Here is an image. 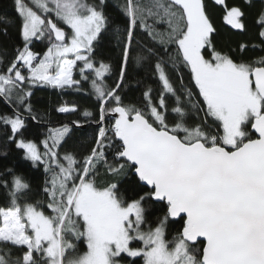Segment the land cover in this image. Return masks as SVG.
Here are the masks:
<instances>
[{
	"label": "snow or ice",
	"instance_id": "obj_1",
	"mask_svg": "<svg viewBox=\"0 0 264 264\" xmlns=\"http://www.w3.org/2000/svg\"><path fill=\"white\" fill-rule=\"evenodd\" d=\"M15 4L24 46L0 73V96L15 95L31 116L26 83L62 89L79 85L74 71L84 80L90 72L101 127L80 159L59 153L71 132L68 125L50 131L44 152L35 142L19 140L18 147L50 175L44 200H30L31 187L19 176L10 188L4 182L8 204L0 206V264H125L127 258H142L143 264H264V58L248 63L217 50L205 0H127L123 63L117 83L109 87L105 76L111 66L93 57L109 25L105 0ZM215 4L223 7L228 25L245 29L241 8L226 0ZM157 23L166 24L167 32L157 31ZM258 24L264 29V14ZM138 26L160 45L176 48L173 54L164 48V56L147 45L137 52V64L155 58L162 84L156 97L151 88L143 93L141 106L124 104L120 95ZM259 35L264 38V30ZM45 39L49 46L41 57L31 45ZM181 66L190 71L196 92L183 85L182 76L181 90L174 87L167 69L179 73ZM108 113L118 115L104 126ZM0 120L14 134L25 127L19 112ZM106 150H112L114 162ZM101 168L113 177L131 171L135 187L123 189L114 180L98 185ZM152 203L164 205L155 220ZM169 221L180 224L171 238ZM12 247L22 254L14 256Z\"/></svg>",
	"mask_w": 264,
	"mask_h": 264
},
{
	"label": "trees",
	"instance_id": "obj_2",
	"mask_svg": "<svg viewBox=\"0 0 264 264\" xmlns=\"http://www.w3.org/2000/svg\"><path fill=\"white\" fill-rule=\"evenodd\" d=\"M89 2L98 4L99 0H89ZM126 2L127 0H105L104 11L108 17L109 25L107 30L101 34L93 52L96 61L111 66V72L105 76V83L109 87L117 83L123 63L125 29L129 24V17L124 11ZM140 2L146 3L147 0H140ZM226 2L230 7H239L244 12L245 29L232 28L223 19L225 14L223 7L215 4V0H205L207 12L216 28V32L212 36L216 49L248 63H255L264 58V38L259 35L260 31L264 29L258 24V20L264 14V0H226ZM21 23L22 18L18 14L15 0H0V73L5 72L15 59L17 50L23 49ZM149 23L151 24L152 21L149 20ZM153 26L157 31L167 32L168 30L166 24L157 23ZM135 41H139V44ZM143 45L155 49L161 56L165 55L164 48H167L168 54L176 52L175 45H160L151 38L143 27L138 26L134 30L133 51L130 54L124 84L120 90L124 104L141 106L143 93L147 89H152L154 97L162 91V84L153 68L155 58L143 64H137L135 61V56ZM241 45L247 47L241 50ZM48 46L46 39L33 41L31 45L32 50L39 53H44ZM96 67H99V63L96 64ZM167 70L170 80L178 90H181L180 76H182L183 85L192 88L194 92L197 91L187 68L181 66L179 73L172 72L170 68ZM23 71L27 75V71ZM86 75L89 76L88 80L82 79L80 73L75 71L73 78L80 81L79 85L65 86L62 89L44 84L26 83L24 85L25 91L32 92L31 97L25 102L32 106L31 116L24 106L19 104L16 97L9 99L0 96V117H14V114L19 112L25 118V127L21 132L15 134L12 133L10 125L0 120V206H7L8 204L7 189L3 187V184L6 181L10 188L14 176L21 177L30 185L31 191L28 195L30 200L46 199L42 189L50 174L45 171L43 163H34L27 157L26 150L18 147L20 139H24L26 142H35L40 151L44 152L43 141L49 137L50 131L68 125L71 132L60 146L59 153L61 156L66 152H71L77 159H80L87 156L94 146L98 130L101 127V124L98 123L100 101L91 84L94 74L88 72ZM166 99L169 105L173 104V99L167 96ZM63 106H75L77 111L61 113L58 109ZM85 111L92 113V115L85 116ZM32 116L35 119H32ZM113 122L111 113H108L103 122L104 126ZM106 155L110 162H114L112 150H106ZM125 176L122 174L113 177L107 173L105 168H101L95 179L98 185H103L109 180L121 183ZM149 212L152 219L155 220L164 214V205L152 203L149 206ZM179 229V223L169 221V238L174 236ZM133 246L140 247L142 244L135 242ZM0 247L4 246L0 245ZM78 247L81 252L86 251V244L79 243ZM11 251L14 256L22 254L20 248L12 247ZM125 264H143V260L142 258H135L134 260L127 258Z\"/></svg>",
	"mask_w": 264,
	"mask_h": 264
},
{
	"label": "rangeland",
	"instance_id": "obj_3",
	"mask_svg": "<svg viewBox=\"0 0 264 264\" xmlns=\"http://www.w3.org/2000/svg\"><path fill=\"white\" fill-rule=\"evenodd\" d=\"M34 51V50H33ZM43 53H41V57H42ZM75 72V71H74ZM27 74V73H26ZM74 75V74H73ZM29 84V83H28ZM13 97H15V95H13ZM63 127V126H62ZM61 128V127H59ZM58 129V128H56ZM48 139V138H47ZM46 140V139H45ZM49 143L51 144V141H49ZM63 156V155H62ZM61 156V157H62ZM63 163L66 164L65 161H61ZM135 180L136 177L131 173V171L125 176V178L122 180V182L120 183L123 187V189H127V190H131L132 188L135 187Z\"/></svg>",
	"mask_w": 264,
	"mask_h": 264
},
{
	"label": "water",
	"instance_id": "obj_4",
	"mask_svg": "<svg viewBox=\"0 0 264 264\" xmlns=\"http://www.w3.org/2000/svg\"><path fill=\"white\" fill-rule=\"evenodd\" d=\"M111 115H112V117H113V116H116V115H118V114H113V113H111Z\"/></svg>",
	"mask_w": 264,
	"mask_h": 264
}]
</instances>
